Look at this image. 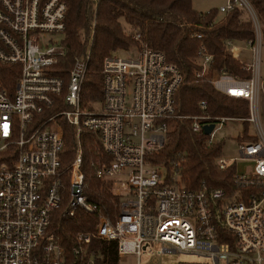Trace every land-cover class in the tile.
<instances>
[{
	"label": "built area",
	"instance_id": "2783aa9c",
	"mask_svg": "<svg viewBox=\"0 0 264 264\" xmlns=\"http://www.w3.org/2000/svg\"><path fill=\"white\" fill-rule=\"evenodd\" d=\"M235 5L244 9L254 28V39L245 43L250 61H241L250 75L221 71L207 79L219 92L246 99L248 115L181 116L192 119L196 132L213 124L208 144L217 141L216 132L227 122L246 121L251 127L239 135L238 151L253 165L246 172L235 169L236 190L228 195L222 189L184 188L175 172L167 177L163 166L147 159L163 147L168 120L176 117L174 94L181 74L162 51L134 32L138 45L103 58L102 98L93 108H83L80 92L89 50L74 56L70 68H58L66 54L59 43L66 2L0 0V63L18 66L11 87H0V264L64 263V247L46 231L57 210L72 214L76 206L93 209L83 194L79 136L84 129L100 139L107 157L97 159L96 175L119 201L113 218L99 216L92 230L75 234V253L97 238L116 242L117 264H140L128 257L152 255L155 244L161 245L158 253L195 254L206 260L202 264L264 262L263 38L248 0H228L218 10L225 13ZM93 28L94 21L90 37ZM236 47L230 43V55ZM212 58L206 48L200 49L196 77L208 73ZM200 107L206 109L204 100ZM64 126L74 129L76 140L66 166ZM232 163L217 160L220 169ZM89 264H95L93 257Z\"/></svg>",
	"mask_w": 264,
	"mask_h": 264
},
{
	"label": "trees",
	"instance_id": "16d2710c",
	"mask_svg": "<svg viewBox=\"0 0 264 264\" xmlns=\"http://www.w3.org/2000/svg\"><path fill=\"white\" fill-rule=\"evenodd\" d=\"M67 5L66 27L59 40L66 54L58 68L68 69L76 55L89 50L87 71L83 79L80 103L83 108H93L102 98V61L109 53L128 49L139 44L134 32L141 40L164 53L167 62L174 64L181 81L174 94L176 117L168 120L169 130L165 134L163 147L148 155L151 165L163 166L167 177L174 172L177 183L187 189H222L226 194L236 190L234 186V163L220 169L217 160L221 157L223 140L207 143L203 131L192 130L194 116L207 113L213 116L246 117L248 101L227 96L214 88L208 77L221 71L248 78L243 62L229 54L230 43H246L254 39V28L249 17H243L244 9L235 5L228 12L218 8L198 11L193 0H64ZM260 22L264 39V0H248ZM220 13H222L220 15ZM94 21L92 37L91 26ZM126 23L128 29L123 26ZM202 33L194 37L193 32ZM230 42V43H229ZM204 47L212 54L211 67L206 75L196 77L201 68L198 53ZM16 64L0 63V87L10 88L17 75ZM207 107L202 110L200 101ZM243 129L249 124L244 121ZM63 166L69 164L74 155L75 134L71 126L63 127ZM245 139V138H244ZM82 149L81 170L83 172V194L86 202L93 206L87 211L76 206L70 212L57 210L51 217L46 231L56 243L65 249L63 264H117L116 242L93 238L78 253L75 234L94 228L99 216L113 218L117 212L119 197L110 192L108 184L97 177L98 158H106L98 135L84 129L79 136ZM68 183V182H67Z\"/></svg>",
	"mask_w": 264,
	"mask_h": 264
},
{
	"label": "rangeland",
	"instance_id": "374dc122",
	"mask_svg": "<svg viewBox=\"0 0 264 264\" xmlns=\"http://www.w3.org/2000/svg\"><path fill=\"white\" fill-rule=\"evenodd\" d=\"M228 0H193L192 6L198 11H208L211 8H219L227 4ZM222 13H220L221 15ZM243 17L247 18L248 15L244 11ZM264 22V17L262 20ZM124 28L127 30L128 26L123 22ZM238 46L245 48L242 53L239 54L238 59L243 62L250 61V52L247 49V45L243 42L236 43ZM120 54H126L125 51L120 50ZM262 54L264 56V39L262 45ZM261 107L264 109V94H261L260 97ZM243 123L240 121L227 122L224 126L218 130L215 134L217 140H223V148L221 157L226 160L232 159L234 161L236 170L238 172H246L249 170L253 163L250 160L243 159L239 154V135L244 132ZM262 129L264 131V121L262 122ZM251 127L248 129V132H251ZM160 244H155L153 246L154 252L152 255L143 254L139 257L130 256L128 260L132 263H135L139 260L140 264H202L206 260L202 257H199L195 254L190 253H180V252H160L157 250L160 249ZM264 264V262L262 263Z\"/></svg>",
	"mask_w": 264,
	"mask_h": 264
},
{
	"label": "crops",
	"instance_id": "0c3cea01",
	"mask_svg": "<svg viewBox=\"0 0 264 264\" xmlns=\"http://www.w3.org/2000/svg\"><path fill=\"white\" fill-rule=\"evenodd\" d=\"M236 45H237V44H236ZM236 48H237V50H234V51L232 52V55H233L234 57L238 58V57H239V54L242 53V51L245 50V48L240 47V46H238V45H237Z\"/></svg>",
	"mask_w": 264,
	"mask_h": 264
},
{
	"label": "water",
	"instance_id": "95a60500",
	"mask_svg": "<svg viewBox=\"0 0 264 264\" xmlns=\"http://www.w3.org/2000/svg\"><path fill=\"white\" fill-rule=\"evenodd\" d=\"M212 128H213V124L204 125L203 126V132L205 134H208L212 130Z\"/></svg>",
	"mask_w": 264,
	"mask_h": 264
}]
</instances>
